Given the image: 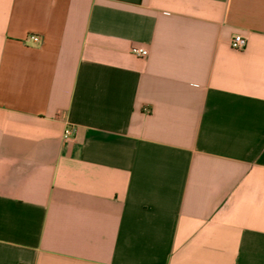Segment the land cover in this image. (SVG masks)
I'll list each match as a JSON object with an SVG mask.
<instances>
[{"label":"crops","instance_id":"obj_1","mask_svg":"<svg viewBox=\"0 0 264 264\" xmlns=\"http://www.w3.org/2000/svg\"><path fill=\"white\" fill-rule=\"evenodd\" d=\"M0 264H264V0H0Z\"/></svg>","mask_w":264,"mask_h":264},{"label":"built area","instance_id":"obj_2","mask_svg":"<svg viewBox=\"0 0 264 264\" xmlns=\"http://www.w3.org/2000/svg\"><path fill=\"white\" fill-rule=\"evenodd\" d=\"M29 38L33 40L34 42L40 41V37L37 35H30ZM230 45L233 49L237 51H242L247 47L248 39L242 34H235L230 41ZM131 51L134 55L139 56V57H146L148 55V50L145 48L133 47ZM74 132H75V127L72 125H68L65 128L63 137L65 139H70L72 138Z\"/></svg>","mask_w":264,"mask_h":264}]
</instances>
